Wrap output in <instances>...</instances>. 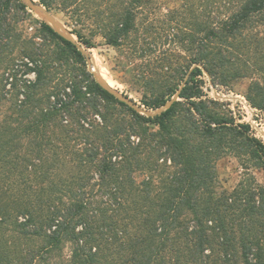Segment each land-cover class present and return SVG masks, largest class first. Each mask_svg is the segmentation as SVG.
Listing matches in <instances>:
<instances>
[{
    "label": "trees",
    "instance_id": "trees-1",
    "mask_svg": "<svg viewBox=\"0 0 264 264\" xmlns=\"http://www.w3.org/2000/svg\"><path fill=\"white\" fill-rule=\"evenodd\" d=\"M40 1L88 48L103 36L157 52L136 78L146 108L181 98L140 113L75 41L45 21L37 41L23 0H0V264H264V185L251 171L264 141L205 97L203 78H251L247 98L264 111V0H185L142 31L155 0ZM228 155L247 170L232 188Z\"/></svg>",
    "mask_w": 264,
    "mask_h": 264
},
{
    "label": "rangeland",
    "instance_id": "rangeland-1",
    "mask_svg": "<svg viewBox=\"0 0 264 264\" xmlns=\"http://www.w3.org/2000/svg\"><path fill=\"white\" fill-rule=\"evenodd\" d=\"M36 1L41 3L40 0ZM155 1L156 3L148 6L140 17L139 21L141 24H139V27L141 31L145 25L143 22L146 21V16H148V19H153V22H156V25L161 28L163 25L159 21L165 18L170 11L180 7L185 0ZM195 1L198 4L199 10H201L200 8H203L205 0ZM104 5L106 6V4ZM49 10L67 30L72 31L70 21L64 12L58 9ZM29 11L31 14L30 18L25 21L23 27L27 35L35 37L37 41L42 42L44 33L42 22L45 19L39 12L31 8H29ZM88 22L90 21H86L87 24ZM75 37L77 38V36ZM94 40L95 47H87V51L92 57L97 72L119 91L146 108L143 104L145 88L136 78L139 73L148 72L149 68L154 67H149L147 62L155 59L158 55L157 52L153 55L142 56V51L134 50L132 43H127L121 48H116L109 45L103 36H96ZM181 52L186 54L185 51ZM203 78L205 80V97L217 100L220 104L219 108L229 116L235 118L237 122L251 123L253 134L264 141V111L253 106L247 98V91L252 79L242 78L229 85H222L215 84L207 72H205ZM219 170L222 184L227 188H232L237 185L247 171L239 158L234 155H228L222 158L219 162ZM251 171L256 175L258 181L264 185V168L254 167Z\"/></svg>",
    "mask_w": 264,
    "mask_h": 264
},
{
    "label": "water",
    "instance_id": "water-1",
    "mask_svg": "<svg viewBox=\"0 0 264 264\" xmlns=\"http://www.w3.org/2000/svg\"><path fill=\"white\" fill-rule=\"evenodd\" d=\"M23 2L28 6V8H31L32 10L39 12L43 16L45 21L48 24H50L56 31L60 32L62 35H64L68 39L75 41L78 44L80 50H82L84 54L87 56L88 62H89V68L94 73V77L96 78V80L100 84H102L107 90H109L112 94H114L118 99L126 102L127 104L132 106L134 109H136L140 113L146 114L149 116L161 114L164 111L168 110L175 101L181 98L180 97L181 90H179V92L176 95H174L165 105L157 109H147L144 106L137 104L132 98L128 97L126 94L119 91L112 84H110V82H108L101 74H99V72H97L96 67L93 64L92 57L90 53L87 51V47L82 45V43L78 42V38L75 37L76 35H74L72 31L67 30L62 25V23L59 22L56 16L44 4L37 2L36 0H23ZM204 70L205 72L209 74V72L206 69ZM184 85L185 83L183 84V86Z\"/></svg>",
    "mask_w": 264,
    "mask_h": 264
},
{
    "label": "built area",
    "instance_id": "built-area-1",
    "mask_svg": "<svg viewBox=\"0 0 264 264\" xmlns=\"http://www.w3.org/2000/svg\"><path fill=\"white\" fill-rule=\"evenodd\" d=\"M31 77H34V75L32 74Z\"/></svg>",
    "mask_w": 264,
    "mask_h": 264
}]
</instances>
